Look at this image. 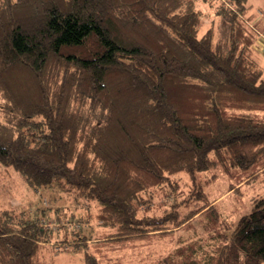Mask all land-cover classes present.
I'll return each instance as SVG.
<instances>
[{"label": "trees", "instance_id": "trees-1", "mask_svg": "<svg viewBox=\"0 0 264 264\" xmlns=\"http://www.w3.org/2000/svg\"><path fill=\"white\" fill-rule=\"evenodd\" d=\"M197 2L0 0V169L32 190L93 201L117 237L197 212L213 213L205 227L215 226L207 202L179 218L174 207L139 213L144 194L177 172L264 171V55L240 18L245 0L216 4L217 31H201ZM250 200L216 230L202 264L264 262V193ZM42 215L0 207V264H56L54 242L70 241L68 231L60 236L64 225L53 231ZM84 234L71 250L98 264Z\"/></svg>", "mask_w": 264, "mask_h": 264}, {"label": "rangeland", "instance_id": "rangeland-1", "mask_svg": "<svg viewBox=\"0 0 264 264\" xmlns=\"http://www.w3.org/2000/svg\"><path fill=\"white\" fill-rule=\"evenodd\" d=\"M219 1L226 0H198L202 14L201 31L209 25L218 30L219 18L215 14V6ZM240 15L248 27H251L250 22H256L251 27L256 36L264 34V0H245V11ZM256 174L248 177L245 172L233 169L228 175L219 167L195 172L191 176L181 171L170 176L173 186H155L144 194L146 203L139 211L142 216H161L174 207L179 218L193 205L198 207L204 202L214 204L217 223L210 229L205 224L213 220L214 214L209 216L197 212L176 227L136 237H117L112 228L100 224L94 217L97 205L93 201L73 199L55 188L32 190L14 170L2 167L0 207H39L43 210L46 225L53 231L60 229L58 225H64L65 229L61 225L60 236L63 230H67L70 241L54 242L52 258L56 264H84L83 253L71 250V243L76 240L73 238L78 236L79 230L85 232V249L98 264H202L205 254L216 242L213 237L216 230L226 231V226L250 210L251 197L264 193V171ZM197 190L201 196L196 193Z\"/></svg>", "mask_w": 264, "mask_h": 264}, {"label": "built area", "instance_id": "built-area-1", "mask_svg": "<svg viewBox=\"0 0 264 264\" xmlns=\"http://www.w3.org/2000/svg\"><path fill=\"white\" fill-rule=\"evenodd\" d=\"M255 23L256 22H250L249 25L253 27ZM253 48L264 55V34H260V36L257 37L256 43L253 45Z\"/></svg>", "mask_w": 264, "mask_h": 264}]
</instances>
